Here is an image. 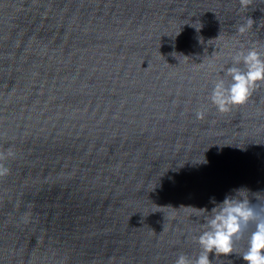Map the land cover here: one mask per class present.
Instances as JSON below:
<instances>
[{"label":"clouds","instance_id":"clouds-1","mask_svg":"<svg viewBox=\"0 0 264 264\" xmlns=\"http://www.w3.org/2000/svg\"><path fill=\"white\" fill-rule=\"evenodd\" d=\"M242 9L247 10L252 0H239ZM254 21L247 17L236 31L243 35L253 27ZM232 66L220 71L223 75L213 81L210 101L220 113L245 105L254 91L264 85V52L259 46L241 45L231 57ZM224 77L229 78L227 81ZM205 113L198 111L196 116L203 119ZM14 156L11 149L0 151V178L10 174L5 161ZM253 199L255 202H253ZM211 211L202 209L208 215L200 221L201 229L194 237L199 252L192 257L181 253L174 264H213L210 254L216 258L237 254L245 264H264V196L251 193L247 188L235 189L226 195ZM243 244L244 250L237 251Z\"/></svg>","mask_w":264,"mask_h":264}]
</instances>
